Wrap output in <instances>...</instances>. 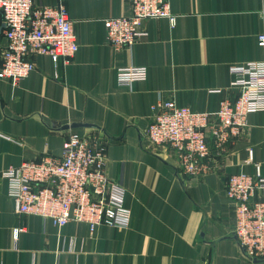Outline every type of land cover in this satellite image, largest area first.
Returning <instances> with one entry per match:
<instances>
[{
    "label": "crops",
    "instance_id": "obj_1",
    "mask_svg": "<svg viewBox=\"0 0 264 264\" xmlns=\"http://www.w3.org/2000/svg\"><path fill=\"white\" fill-rule=\"evenodd\" d=\"M59 1L76 32L73 60L29 55L35 64L29 76L17 84L0 78V264H264L244 257L225 192L228 175L253 173L254 163L264 176V111L248 113L241 133L201 177L182 174L168 146H143L159 100L212 112L236 97L229 67L264 60L257 41L264 34V0H169L175 21L145 20V35L130 50L107 42L104 22L128 15L126 0L33 3ZM6 43L0 11V64ZM128 65L147 67L146 79L119 85L117 69ZM70 131L105 143L106 172L125 189L129 227L90 231L83 222L57 227L15 214L4 169L44 155L58 158ZM261 194L257 189L254 197Z\"/></svg>",
    "mask_w": 264,
    "mask_h": 264
},
{
    "label": "built area",
    "instance_id": "obj_2",
    "mask_svg": "<svg viewBox=\"0 0 264 264\" xmlns=\"http://www.w3.org/2000/svg\"><path fill=\"white\" fill-rule=\"evenodd\" d=\"M130 13L105 19L106 40L115 49L130 50L143 35L145 20L175 21L169 0H126ZM6 46L2 50L0 78L17 84L35 68L29 55L47 54L54 63H70L78 49L73 22L62 1L34 5L33 0H0ZM264 46V34L257 37ZM237 88L234 99H223L217 110L195 111L174 99L152 106L153 116L143 132V146H168L180 172L201 177L214 168V157L222 156L241 133L248 113L264 111V60L229 67ZM117 82L129 86L145 80L147 67L128 65L117 69ZM61 155L8 166L2 175L6 192L13 199L16 215H35L55 226L87 223L90 231L100 225L124 229L131 212L124 204L125 189L106 172L105 143L96 135L68 132ZM251 159V150L249 152ZM254 172L239 171L227 177L226 196L234 207L232 234L245 258L264 260V176L259 163ZM262 191L254 197L255 191ZM23 231L14 230L15 238Z\"/></svg>",
    "mask_w": 264,
    "mask_h": 264
}]
</instances>
